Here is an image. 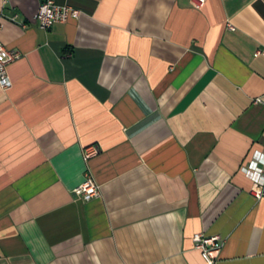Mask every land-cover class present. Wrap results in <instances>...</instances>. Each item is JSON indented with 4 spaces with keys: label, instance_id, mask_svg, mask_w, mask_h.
Returning <instances> with one entry per match:
<instances>
[{
    "label": "crops",
    "instance_id": "1",
    "mask_svg": "<svg viewBox=\"0 0 264 264\" xmlns=\"http://www.w3.org/2000/svg\"><path fill=\"white\" fill-rule=\"evenodd\" d=\"M40 2L0 0V264H264V0Z\"/></svg>",
    "mask_w": 264,
    "mask_h": 264
},
{
    "label": "built area",
    "instance_id": "2",
    "mask_svg": "<svg viewBox=\"0 0 264 264\" xmlns=\"http://www.w3.org/2000/svg\"><path fill=\"white\" fill-rule=\"evenodd\" d=\"M193 8L201 9L205 0H189ZM79 11L68 6H60L56 0H41L39 9L34 17L38 27L43 30H49L54 24L65 23L72 17H78ZM232 27V26H230ZM20 54L11 51L0 41V87L3 90H9L12 87V81L8 75V65L19 59ZM95 146L89 147L84 151V159L88 160L98 153ZM254 170L256 179L252 188V194L256 198H261L264 194V158H258L250 166ZM74 194L85 201L100 196V187L95 181L86 175L84 182L73 190ZM194 247L200 251L202 258L207 264H216L222 248L218 237H209L198 233L193 237Z\"/></svg>",
    "mask_w": 264,
    "mask_h": 264
}]
</instances>
